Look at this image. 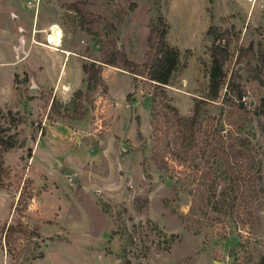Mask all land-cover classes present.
<instances>
[{"label": "rangeland", "instance_id": "obj_1", "mask_svg": "<svg viewBox=\"0 0 264 264\" xmlns=\"http://www.w3.org/2000/svg\"><path fill=\"white\" fill-rule=\"evenodd\" d=\"M263 69L264 0H0V264H264Z\"/></svg>", "mask_w": 264, "mask_h": 264}, {"label": "trees", "instance_id": "obj_2", "mask_svg": "<svg viewBox=\"0 0 264 264\" xmlns=\"http://www.w3.org/2000/svg\"><path fill=\"white\" fill-rule=\"evenodd\" d=\"M165 26L162 20L158 18L154 24L148 30L146 61L141 64H136L128 60L125 55L118 50H108L103 52V56L99 60V64H95L94 61H90L88 64L83 62L81 64V71L84 74V90H76L75 93H87L89 92L97 82L100 80L99 72L101 65L107 64L114 66L131 73L133 77L141 76L152 81L154 85L163 86L167 84L171 73L177 67L178 53L175 49L169 47L164 41ZM217 54L211 51V64L208 71V88L211 93V97L216 96L221 83V61L216 57ZM261 86L264 91V69L260 78ZM264 105V95L262 98ZM167 110L171 112V115L175 119H179L176 110L173 106L165 104ZM197 104L193 105L192 114L195 115L197 111ZM7 149V145H3V140L0 139V168H1V154Z\"/></svg>", "mask_w": 264, "mask_h": 264}, {"label": "bare ground", "instance_id": "obj_3", "mask_svg": "<svg viewBox=\"0 0 264 264\" xmlns=\"http://www.w3.org/2000/svg\"><path fill=\"white\" fill-rule=\"evenodd\" d=\"M58 39H59V32H56L55 30H53V34L49 40V43L54 47L59 46Z\"/></svg>", "mask_w": 264, "mask_h": 264}, {"label": "water", "instance_id": "obj_4", "mask_svg": "<svg viewBox=\"0 0 264 264\" xmlns=\"http://www.w3.org/2000/svg\"><path fill=\"white\" fill-rule=\"evenodd\" d=\"M73 177V176H72Z\"/></svg>", "mask_w": 264, "mask_h": 264}]
</instances>
